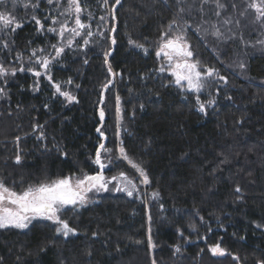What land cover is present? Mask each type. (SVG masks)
<instances>
[{"label":"trees","instance_id":"16d2710c","mask_svg":"<svg viewBox=\"0 0 264 264\" xmlns=\"http://www.w3.org/2000/svg\"><path fill=\"white\" fill-rule=\"evenodd\" d=\"M251 3L120 0L110 19L114 46H68L43 72L30 58L55 35L33 21L9 34L0 47V181L19 192L91 174L103 142L112 149L107 173L134 175L119 145L158 195L107 193L66 209L71 237L46 221L0 229V264H264V17ZM176 36L225 80L204 111L158 71V41ZM53 83L76 99L54 95ZM217 243L224 255L210 251Z\"/></svg>","mask_w":264,"mask_h":264},{"label":"snow or ice","instance_id":"6c2138e0","mask_svg":"<svg viewBox=\"0 0 264 264\" xmlns=\"http://www.w3.org/2000/svg\"><path fill=\"white\" fill-rule=\"evenodd\" d=\"M51 2L52 0H49V3ZM119 2L120 0H117V3ZM105 3H107V0H105ZM249 6L258 14L257 18L264 17V0H252V3ZM82 11L83 9L80 0H67V7H65L62 15L66 14L68 18L74 17V26L69 27L67 19L63 22L53 20L54 24L59 23L58 34L61 38L66 40L67 46H71L74 43L75 38L81 36L80 30L87 27V25L81 20L80 14ZM32 19L35 21L36 25L42 27L41 20L37 19L35 16H33ZM12 24H15L17 28L21 26L17 23L14 15L0 12V30L5 29ZM14 30L15 29H13V31ZM48 31L55 33L57 32V29L50 27ZM91 35L92 33L89 31L87 36ZM84 43H88L87 37H84ZM130 43L133 42L130 41ZM53 49L55 51V56L51 59L37 55L35 52L33 53L36 57V63L45 71H47L51 62L59 57L64 51V47H57L56 45H53ZM161 53L169 61L168 70L171 71V74L175 77V84L181 85V82L184 81L186 82L189 91L198 92L202 89V73L197 69V63L189 62L188 58L192 57L193 53L189 50V46L182 36H176L175 38L164 37L160 42L157 55L159 56ZM107 55L108 53H105V56ZM174 58L179 59L177 62L172 63ZM241 67H243V64H241ZM29 71L32 70L29 69ZM160 71L163 72L165 69L161 67ZM4 72L5 69L0 67V75L4 74ZM109 72H111V68H109ZM214 72L215 70L213 68H208L203 75L211 76ZM34 74L39 77L41 72L35 71ZM48 79L51 80V76H49ZM221 79H223V77H221ZM109 83H111V81H109ZM52 87L55 89V92L53 93L54 95L59 94L65 97L68 102H72L76 99L75 96L69 92L62 91V87L59 83H53ZM104 87L107 88L108 85L105 84ZM117 99L119 100V98ZM197 103L199 104V110L204 111V104L199 102L198 97ZM208 103L210 104L212 101H209ZM117 112L119 113V109H117ZM100 117L101 119L104 117L103 110L100 111ZM96 131L101 137H104V132L101 128L98 127ZM118 151L120 156L123 159L128 160L129 164H131L136 172L139 173L140 177L143 178L141 182L147 184L149 181L145 171L138 164L129 159L122 147L118 148ZM111 152L112 149L107 148L103 142L100 143L99 147L96 149L93 163L98 165L101 169H104L107 165L103 162V154H110ZM16 161H20L19 155L16 157ZM112 181H116L117 183V188L115 190L126 191L129 196H131L133 190L136 189V184L124 172L119 173L118 176H112L110 178H105L102 172H98L95 175L84 173L82 177H63L47 183L29 185L27 188L19 192L6 186L3 181H0V228L11 226L18 229H25L33 219L39 217L52 221L56 226V233L67 237L69 234H74L76 229L70 227L69 222L61 218L60 213L62 210L68 205H83L87 201V193L93 190L96 192L108 190V185ZM121 182H124L125 185L122 188L120 187ZM237 191H239V189H237ZM156 195H158V193H153V196ZM149 244L151 246V240H149ZM177 251H179V248H177ZM210 251L214 255L225 254V249L221 248L219 243L211 246Z\"/></svg>","mask_w":264,"mask_h":264},{"label":"rangeland","instance_id":"374dc122","mask_svg":"<svg viewBox=\"0 0 264 264\" xmlns=\"http://www.w3.org/2000/svg\"><path fill=\"white\" fill-rule=\"evenodd\" d=\"M88 2L90 3V0H80L81 7L83 9V11L80 14L81 20L85 25H87V27L80 30L81 36L76 37L74 40V43L71 46H82V47H84V46H87L88 44L92 43L93 41L94 42L97 41L96 39H98V41L104 40L105 41L104 43L106 44L105 48L106 47L108 48L109 42H111V45L114 46V42H113L114 40L112 39L113 31H111V29H110V27H111L110 26V19H111V15L114 11V8H115L117 2L115 0H107V3H105V0H94V3L96 5H98V8H94V10L89 9L92 6V3L87 4ZM65 7H67V0H52L51 3H49V0H0V12H6L8 14L14 15L16 17L17 23H19L20 25H22L23 22H26V21L27 22L33 21L35 23V21L32 19V17L35 16L37 19L41 20V24H42V27L37 25L38 31H41L43 33L48 32L50 34L55 35V37L57 38V41L54 44H50L51 47L46 48V49L41 48L38 50V52L37 51L35 52L37 55L48 57L49 59H51L52 57L55 56V51L53 49V45H56L57 47H64V49L66 47H68L66 44V40L61 38L58 34L59 23H55V24L53 23V20L63 22L65 19H67L69 27L74 26V17L68 18L66 14L62 15ZM50 27L56 28L57 32H55V33L49 32L48 29ZM16 28L17 27L15 26V24H12L3 30H0V47L6 45L7 40L9 39V36H10L9 34H11V32H13V29H16ZM89 31L92 33L91 36H87V33ZM66 35H69V34H66ZM84 37H87V40H88L87 44L84 43ZM162 39L163 38H161L158 41V44H157L156 49H155V56L159 59V62H160L159 63V70H158L159 73L167 74L171 78L173 84L175 86H177L179 89H181L182 91L191 92L198 97L200 95H203L204 97H206V99L204 101L202 99H199L201 101V103H203L205 106L210 100L213 99L214 94H216L218 92V89L224 85V83H225L224 78L221 79L222 76L219 75V72L216 69H214L215 72L211 76L203 75V73L206 72V70L210 67L201 65L200 62H198V60L196 59V56H195V51H194L193 47L191 46L190 42L184 40L188 44L189 50L193 53L192 57L188 58L189 62L197 63V69L199 71H201V73H202L203 87L200 91L197 92V91H189L187 89L186 82H184V81L181 82V85L175 84V82H174L175 77L171 74V71L168 70L169 69V61L167 60L166 57H164V55L162 53L159 56L157 55V51L159 49V45H160V42ZM33 53L31 55L30 59L33 62H35V64H37L36 63V57L33 55ZM105 53H108V51ZM104 57L108 60V55L104 56ZM178 59L179 58H174L172 63L177 62ZM161 67H163L165 69V71L161 72L160 71ZM40 69L42 70L41 72L45 71L42 68H40ZM114 78H115V75H114ZM115 100L117 103V97L115 98ZM117 109H116V114H117L116 115V129L118 130L119 113L117 112ZM118 148H120L119 145H117L116 150L118 152V156L120 158H122L120 156ZM110 160H111V158L108 157L107 154H103V162L107 166L104 169H101L98 165H96L94 163L96 166L95 172H93L89 175H95L98 172H102V174L105 176V178H110L112 176H118L119 173H121L120 171H114V172H108V173L106 172L110 166V162H111ZM84 173L85 172H80L78 174H73V175H70L68 177H75V176H81L82 177V175ZM126 175L130 179H132V181L136 184V189L133 190V194L131 196H129L126 191L115 190L117 188V183H116V181H112L108 185V190H102L99 192H96L95 190H93V191L87 193V201L83 205H79V204L75 205V206L68 205L65 207L64 210H62V212L65 211L66 209L80 210L83 207H86L88 205L93 204L96 201V198L98 196L103 195V194H107V193L123 194V195H125L131 199H144L147 201L150 198L157 199V195L153 196V194H149V192L147 191V184H144L141 182L143 178L140 177L139 173L136 172V170H134V175H129V174H126ZM124 186H125L124 182H121L120 187L122 188ZM62 212L60 213V215L62 214ZM42 221H46V222H49L52 225H54L52 221H48L46 219L37 217V218L33 219L32 222L25 229H18V228H14L11 226L5 227V228H0V229L12 228V229L24 231V230H27L34 223L42 222ZM55 229H56V226H55ZM75 234H76V232L74 234H69V236H67V237L74 236ZM59 235H62V234H59ZM62 236L65 237L64 235H62ZM216 255H218V254H216Z\"/></svg>","mask_w":264,"mask_h":264}]
</instances>
